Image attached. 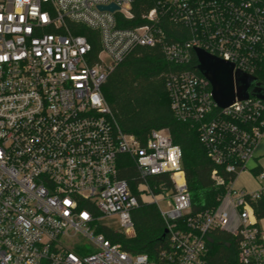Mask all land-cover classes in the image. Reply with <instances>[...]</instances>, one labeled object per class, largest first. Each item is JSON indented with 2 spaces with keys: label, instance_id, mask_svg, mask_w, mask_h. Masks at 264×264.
<instances>
[{
  "label": "built area",
  "instance_id": "2783aa9c",
  "mask_svg": "<svg viewBox=\"0 0 264 264\" xmlns=\"http://www.w3.org/2000/svg\"><path fill=\"white\" fill-rule=\"evenodd\" d=\"M134 1L0 0V264H211L205 236L214 228L239 234L241 263L264 264L252 205L264 197V168L254 190L233 187L213 168L225 192L215 207L191 212L180 147L163 128L144 141L122 131L102 93L135 47L160 44L176 67L166 81L174 116L197 127L223 172H242L264 135V100L249 95L218 107L209 81L188 65L201 48L264 80V0H157L146 23L121 26ZM111 3L118 9L100 8ZM161 17L183 24L188 37L165 43ZM80 26L98 34L95 59ZM123 156L136 169L132 185L120 177ZM159 174L171 187L156 193L150 179ZM140 200L154 203L165 224L153 257L101 230L134 235ZM110 216L119 230L98 223Z\"/></svg>",
  "mask_w": 264,
  "mask_h": 264
},
{
  "label": "trees",
  "instance_id": "16d2710c",
  "mask_svg": "<svg viewBox=\"0 0 264 264\" xmlns=\"http://www.w3.org/2000/svg\"><path fill=\"white\" fill-rule=\"evenodd\" d=\"M157 0H135L132 5V17L121 18L120 25L135 27L147 22L143 17ZM159 25L164 33L163 41L181 42L189 35L183 24L173 23L161 17ZM77 33L87 37L91 44L92 56L99 50L98 34L95 30L80 26ZM188 67L198 75L197 59L191 51ZM176 67L167 61L161 45L153 47H135L107 76L102 85V93L122 131L135 135L144 141L152 129H166L182 152V167L186 184L191 194V212L215 207L225 192L224 185H216L211 171L217 168L225 181L233 182L237 174L225 173L208 156L207 150L199 140L197 127L178 120L170 108L166 81L169 71ZM259 82L264 84L263 79ZM120 177L128 179L132 185L137 181L135 166L127 157H122ZM260 168L253 167L255 174ZM151 187L158 193L163 187L169 189L171 181L167 174H159L150 179ZM258 219L264 217V197L252 202ZM131 216L135 233L132 236L101 229L111 242L133 253L156 255L167 234L165 224L154 203L142 202L132 210ZM239 234L227 229L214 228L206 233L207 259L211 264H243L238 258ZM263 243V242H262Z\"/></svg>",
  "mask_w": 264,
  "mask_h": 264
},
{
  "label": "water",
  "instance_id": "95a60500",
  "mask_svg": "<svg viewBox=\"0 0 264 264\" xmlns=\"http://www.w3.org/2000/svg\"><path fill=\"white\" fill-rule=\"evenodd\" d=\"M101 9L114 11L118 6L111 3L100 6ZM197 69L209 81L212 96L218 107H226L237 99H245L249 95L264 100V84L256 77L233 68V64L216 55L194 48Z\"/></svg>",
  "mask_w": 264,
  "mask_h": 264
},
{
  "label": "rangeland",
  "instance_id": "374dc122",
  "mask_svg": "<svg viewBox=\"0 0 264 264\" xmlns=\"http://www.w3.org/2000/svg\"><path fill=\"white\" fill-rule=\"evenodd\" d=\"M258 146L259 147L256 149L255 155H256V153H258L257 151H261V153L264 152V135L260 139ZM256 163L264 165V154L260 155L256 159H251L247 162V168L245 170H243L242 172H240L239 175L237 176L236 180H235L236 186L253 187L255 185V183L253 182V180L250 177L251 176L255 177V175L251 171V167L256 165ZM247 187H245V188H247ZM238 188H240V187H238ZM143 197H144V200H146L147 197H145V196H143ZM157 197L161 198V195H157ZM158 204H159V207H161V208L166 207L165 206L166 205L165 200L159 201ZM259 220H260L261 224L263 225L264 224V217L260 218ZM98 223L99 224H106L110 228H112L113 230H119L120 229L119 223H118L117 218L115 216L101 218V219H99ZM75 241H76V236H75Z\"/></svg>",
  "mask_w": 264,
  "mask_h": 264
},
{
  "label": "crops",
  "instance_id": "0c3cea01",
  "mask_svg": "<svg viewBox=\"0 0 264 264\" xmlns=\"http://www.w3.org/2000/svg\"><path fill=\"white\" fill-rule=\"evenodd\" d=\"M258 144H259V142H258ZM258 144L256 145V147H255V149H254V157H253V159H256L257 157H259L260 155H262V154H264V152L263 153H261V151H257L258 153H256V155H255V151H256V149L259 147L258 146ZM256 166H258L259 168H264V165H261V164H259V163H256V165H254L253 167H256ZM253 167H251V169L253 168ZM253 173V172H252ZM254 174V173H253ZM239 175V173L237 174V176ZM255 175V174H254ZM237 176H236V178H237ZM236 178L234 179V181H233V187H235V188H238V187H240V188H245V187H247V186H236L235 185V180H236ZM252 180H253V182L255 183V185L253 186V187H247V188H245V189H247V190H254V189H256L257 187H258V182H257V180H256V178L255 177H250ZM234 223H235V219H234V217L233 216H231V218H230V222H229V228H231V227H233V225H234ZM257 226H258V228H259V230H260V235H261V239H262V242H263V245H264V224L262 225L261 224V222H260V220L257 218Z\"/></svg>",
  "mask_w": 264,
  "mask_h": 264
}]
</instances>
